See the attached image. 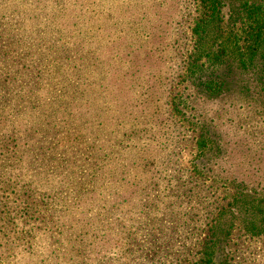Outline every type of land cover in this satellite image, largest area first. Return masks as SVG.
<instances>
[{"label": "rangeland", "instance_id": "obj_1", "mask_svg": "<svg viewBox=\"0 0 264 264\" xmlns=\"http://www.w3.org/2000/svg\"><path fill=\"white\" fill-rule=\"evenodd\" d=\"M190 10L192 0H0V264H134L131 252L122 258L128 233L140 240L124 171L134 162L155 181L194 160L195 134L182 132L175 148L167 113L186 86L171 77L180 59L171 42L182 43ZM238 77L243 91L192 97L191 115L213 126L199 171L264 215V98L256 79ZM123 110L133 112L121 132L132 140L115 134ZM6 207L17 210L10 219ZM234 223L215 260L264 264V234Z\"/></svg>", "mask_w": 264, "mask_h": 264}, {"label": "trees", "instance_id": "obj_2", "mask_svg": "<svg viewBox=\"0 0 264 264\" xmlns=\"http://www.w3.org/2000/svg\"><path fill=\"white\" fill-rule=\"evenodd\" d=\"M182 4L184 7L185 1ZM192 5L193 10L182 12L185 25V35L179 36L183 37L182 43L176 37L171 42L174 55L180 57L177 71L171 77L173 80L181 79L186 86L169 97L167 113L171 128L169 134L175 148L183 139V136L179 137L182 132L191 130L195 134V138L188 141L194 150V160L189 161L186 168L182 167V161L176 160L174 172L169 174L165 170L167 175L155 181L151 177L140 176V166L134 162L124 171L129 178L124 179L127 191L134 193V202L138 199L133 210V226H137L136 236L140 240L135 246L134 229L130 231L126 237L128 241L125 239L124 242L122 258L131 252L134 264H227L217 262L215 257L221 248L225 249V241L231 240L229 236L234 220L245 234H264L263 210L248 202L243 203L236 193L230 194L231 201L225 199L226 191L220 196L215 180L207 183L202 178L205 173L199 171L200 159L206 157L213 147V126L208 120L190 113L196 111V106L192 105L196 102L193 96L206 101L227 93L234 94L240 88L243 91L246 85L237 81L238 75L244 73L256 79L253 82L256 94L264 98V0H192ZM68 45L65 47L72 53L75 44ZM79 51H83L82 47ZM81 78L78 73L76 79L81 81ZM178 87L173 86L174 89ZM187 90L192 94L183 95ZM241 91L239 93L243 95ZM243 97L246 98L245 95ZM123 111L117 118L115 132L118 133L115 134L132 140V133L121 132L128 122L125 115L133 112ZM112 136L109 144L115 141ZM129 150L133 151V147ZM179 152L173 153L172 157H178ZM94 179L88 178L93 185L97 183ZM3 183L0 176V185ZM115 200L119 203L123 199ZM238 202H241L242 211L251 209L252 216L246 214L245 219L242 218L238 214L241 209L235 214ZM6 209L5 218L10 219L16 214V209ZM260 213L262 217H257ZM166 215L172 216L168 225L163 221ZM222 237L226 238L224 242ZM130 241L134 250L128 247ZM111 252L116 254L114 250Z\"/></svg>", "mask_w": 264, "mask_h": 264}]
</instances>
